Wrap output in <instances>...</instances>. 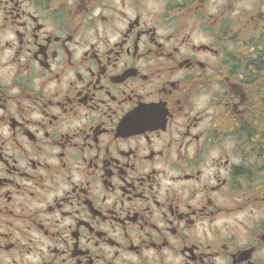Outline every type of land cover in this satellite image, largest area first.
I'll use <instances>...</instances> for the list:
<instances>
[{
    "label": "flooded vegetation",
    "instance_id": "flooded-vegetation-1",
    "mask_svg": "<svg viewBox=\"0 0 264 264\" xmlns=\"http://www.w3.org/2000/svg\"><path fill=\"white\" fill-rule=\"evenodd\" d=\"M0 264H264V0H0Z\"/></svg>",
    "mask_w": 264,
    "mask_h": 264
}]
</instances>
